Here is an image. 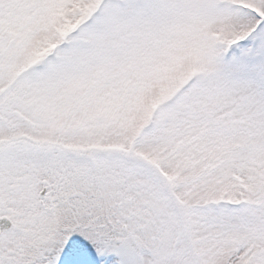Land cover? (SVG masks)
I'll use <instances>...</instances> for the list:
<instances>
[{"label": "snow or ice", "instance_id": "obj_1", "mask_svg": "<svg viewBox=\"0 0 264 264\" xmlns=\"http://www.w3.org/2000/svg\"><path fill=\"white\" fill-rule=\"evenodd\" d=\"M0 264H264V0H0Z\"/></svg>", "mask_w": 264, "mask_h": 264}]
</instances>
